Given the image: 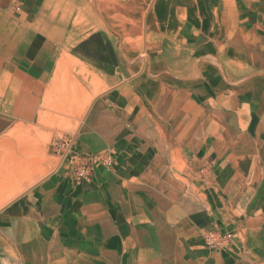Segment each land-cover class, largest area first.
<instances>
[{"label": "crops", "instance_id": "crops-1", "mask_svg": "<svg viewBox=\"0 0 264 264\" xmlns=\"http://www.w3.org/2000/svg\"><path fill=\"white\" fill-rule=\"evenodd\" d=\"M87 1L0 0V85L4 84V73L11 85L10 90L14 92V112L10 114V119L54 124L39 121L36 108L45 94L55 96L57 93L59 102L53 99L48 101V111L60 123L78 124L80 116L86 114L95 96L94 90L98 92L106 87L95 83L86 86L70 80L78 78L80 67L90 68L107 85L121 80V53L106 34L110 29L79 28L76 26L77 20L72 19L71 15L66 16L68 9L77 10L83 4L87 5ZM171 3L172 0L156 1L161 7V24L169 17L171 6L175 8ZM216 5L222 13H232L231 26L234 30L236 28L237 43L239 34L245 36L251 33L253 42L264 44V0H218ZM167 8L168 14L163 18L162 12H166ZM176 9L174 13L170 12V19L166 23L172 25L176 22L180 28L176 36H179L181 27L194 19H190L185 11L187 9L179 4ZM58 10H62L59 17V12L55 14ZM213 63L218 65L216 61ZM182 70L176 74L167 69V80L156 81L151 84L152 89L145 91L157 117L164 116L174 124L177 120L185 145L192 146L193 138H200L201 143L207 147L209 145L211 150L216 149L226 155H229L228 148L236 154L252 146L255 142L248 141L242 147L235 148L236 143L231 137L225 140L220 134L210 136L208 140L205 138L201 117L208 112L207 107L222 110L221 94L216 90L211 92L214 102L210 106L200 99L193 101L191 93L185 90L177 95L169 94L173 87L168 80L177 78L185 82L183 73L187 69ZM213 75L214 72L211 77L216 82L217 76ZM18 79L23 83L20 84ZM54 79L60 83L53 82ZM256 83L260 86V97L254 99L263 104L264 74L250 77L247 86L252 87ZM192 87L196 86L192 83ZM123 99L124 102L118 104L120 113L115 114L121 123L127 122L121 109L127 107L128 101L127 98ZM20 106L28 111L22 113ZM103 106V100L95 102L81 128L82 139H99V142H84L87 145L93 143L92 148L116 144L115 138H120L117 135L126 130L122 125L118 134L114 133L112 121L101 119L104 116ZM140 111L151 119L146 108L142 106ZM18 113L22 117L19 118ZM112 117L116 119V116ZM94 121L103 123L100 127L104 134L95 129ZM176 127L174 125L172 129ZM259 128L258 141L261 133H264V129ZM2 134L4 132L0 130ZM216 140L222 147L225 143L229 147L222 148L221 152V146L214 144ZM115 149L107 165L96 167L87 180L74 183L69 179L50 176L16 199H9V204L0 209V264H154L159 256L157 252H161L164 264H169L173 259L177 264H186L187 261L189 264H264V227H258L256 221H248L247 226L241 227L246 242L239 243L235 239L231 252L200 249L197 247L201 243L196 238V231L207 224L212 213L202 214L196 223H192L185 219L186 212L178 211L176 214L175 209L169 212L155 209L144 192L145 186L151 182L148 181L150 174L146 168L151 154L149 146L142 148L117 142ZM240 159L246 163V158ZM3 168H0V172L9 171V163L6 162ZM162 184L157 180L158 189ZM160 192V200L170 199L167 190L160 189ZM258 197L254 202L261 203L264 208V195ZM239 231L235 233L241 234ZM174 234L177 236L174 237ZM185 234L186 238L183 237ZM237 250L242 253L237 254ZM167 251L175 253L171 256Z\"/></svg>", "mask_w": 264, "mask_h": 264}, {"label": "rangeland", "instance_id": "rangeland-1", "mask_svg": "<svg viewBox=\"0 0 264 264\" xmlns=\"http://www.w3.org/2000/svg\"><path fill=\"white\" fill-rule=\"evenodd\" d=\"M156 1L88 0L87 5L83 4L77 10L68 9L66 16L71 15L72 19L77 20L76 26L79 28L110 29L106 34L110 36L116 49H120L122 62L121 80L111 85H107L99 75L93 74L90 68L80 67L78 78L70 79L86 86L92 83L106 86L98 92L94 90L95 96L90 101L86 114L80 116L78 124L60 123L48 111V101L53 99L59 102L57 93L55 96L45 94L36 108L39 121L46 120L55 125L34 122L35 120L26 122L23 119H10V114L14 112V92L10 90L11 85L3 73L4 84L0 85V130L4 134L0 135V168L4 170L3 166L8 162L9 171L0 172V209L9 204V199H16L50 176L69 179L74 183L89 179L96 167L107 165L116 152L117 142L120 145L132 144L142 148L149 146L151 154L146 168L150 174L148 181L151 182L145 186L144 192L151 205L160 211L175 209L176 214L178 211L186 212L185 219L192 223L197 222L198 216L212 213L207 224L196 231V238L201 243L197 247L208 251L231 252L234 249L232 241L236 239L239 243L246 242V235L241 233V227L247 226L248 221H256L258 227H264V208L261 203L254 202L258 200V196L264 195V133H261L259 141V130H254L257 131L254 135V131L243 134L241 141L248 142L253 138L255 143L251 140L252 146L236 154L228 148V143L223 147L219 143L221 152L222 148H228L229 155H226L216 149L211 150L209 145L207 147L201 143L200 138H193L192 146L185 145L179 133L178 121L174 124L164 116L157 117L145 91L152 89L151 84L156 81L165 82L167 69L176 74L187 69L183 73L185 82L177 78L168 80L173 87H170L169 94L177 95L185 90L191 93L193 101L200 99L210 106L214 102L211 92L219 91L223 105L222 110L217 111L218 114L214 117L215 126L223 139L231 137L233 140L235 135H227L237 134L240 127L226 105L227 98L222 96L228 95L232 89L244 86L242 88L248 90L244 104L248 106L250 113L259 118L258 126L264 129V115L260 107L262 104L254 99L260 95L259 83L247 86L250 77L264 74V44L253 42L254 36L251 33L244 34L245 36L239 34L237 43L236 28L234 30L231 26L232 13H222L216 5L218 0H190L192 8L189 9L193 10L190 14L185 11L190 19L192 15L194 21L186 22L181 27L179 36H176V22L168 25L166 21L170 19V12L177 8V0H172L171 4L175 8L171 6L169 17L165 18L168 8L166 12H162L166 20L163 24L161 7ZM179 5L182 7L181 3ZM62 10L55 14L59 12V17ZM213 60L218 63L217 66ZM213 72L217 76L216 82L211 77ZM15 79L17 81L16 77ZM18 82L23 83L20 79ZM53 82L60 83L55 79ZM192 83L196 87H192ZM117 88L120 89L116 92ZM123 98L128 101L127 107L121 109L127 122L121 123L115 114L120 113L118 104L120 101L124 102ZM98 100H103L104 104V116L101 119L112 121L114 133L118 134L122 125L126 130L117 135L120 138H115L116 144L92 148L90 146L93 143L87 145L84 142H99V139H82L81 128ZM142 106L150 112L151 119L140 111ZM20 109L22 113L28 111L21 106ZM211 109L207 107L208 112L201 117L202 126L205 124L204 115L212 116ZM127 110L138 111L128 113ZM18 114L19 118L22 117L21 113ZM112 116H116V119ZM94 119L97 120L98 117L95 116ZM96 122L93 123L95 129L104 134L100 127L103 123ZM174 125L177 126L176 129H172ZM55 133L56 136L51 135ZM240 158H246V163ZM157 180L163 182L159 189ZM160 189L167 190L169 200H160ZM184 228L186 231V225ZM238 229L241 234L235 233ZM226 235L229 238L223 240L222 237ZM183 237L186 238V234ZM236 252L239 255L242 253L241 250ZM174 253L167 251L171 256ZM157 254L159 256L154 264H164L161 252ZM169 264L177 262L173 259Z\"/></svg>", "mask_w": 264, "mask_h": 264}, {"label": "bare ground", "instance_id": "bare-ground-1", "mask_svg": "<svg viewBox=\"0 0 264 264\" xmlns=\"http://www.w3.org/2000/svg\"><path fill=\"white\" fill-rule=\"evenodd\" d=\"M162 1V0H161ZM194 2V1H193ZM162 3V2H161ZM177 3H181L182 5V8H185L187 9L188 11V14L191 13V10L193 9H189L190 7L192 8L191 6V3H190V0H177ZM205 6V5H204ZM208 9V8H207ZM208 14V13H207ZM154 18V17H153ZM192 15H191V19H192ZM200 24V23H199ZM173 25V24H172ZM201 27L203 25H200ZM176 27V26H175ZM180 31V28L178 29ZM193 30V29H192ZM142 32V31H141ZM141 36V35H140ZM182 36V35H181ZM198 37V36H197ZM197 40V39H196ZM167 44V43H166ZM168 46V45H167ZM215 62V61H213ZM153 71V70H152ZM165 76V75H164ZM250 80V78H249ZM248 90L247 89H244V88H238L236 90H231L229 93H230V96H228L227 98V102H226V105L227 107L232 111V117L235 118L237 124L239 125L240 127V131L237 132V134H229L227 136H230V135H235V138H233V140L235 141V145L234 147L235 148H238L237 146H240L242 147L243 145H245V142L244 141H241L240 138L243 134H246L249 133V132H253L254 130H259L260 128L258 127L257 123H258V120L259 118H256L255 115H253L252 113H250L249 111V108L247 105L244 104V100L246 98V94H247ZM251 92V91H250ZM221 98V97H220ZM153 104V103H152ZM76 106V105H75ZM78 106V105H77ZM84 107V106H83ZM255 107V105H254ZM262 107V113L264 115V106L263 104L260 106ZM79 108V107H78ZM81 108V107H80ZM58 109V108H56ZM252 110V109H251ZM257 110V109H256ZM211 115L212 116H205L204 115V122L205 124H203V128H204V131H205V134H206V137L207 140L210 139L211 137L210 136H216L218 134V130L216 128V123L214 121V117L217 116V111L211 109ZM260 111V112H261ZM254 112V111H253ZM77 113V112H76ZM164 114V113H163ZM203 114V113H202ZM78 115V114H77ZM75 118V117H73ZM167 119V118H166ZM261 119V118H260ZM65 120V119H64ZM66 121V120H65ZM64 121V122H65ZM255 121V122H254ZM86 129V128H85ZM257 131H254L253 132V135L254 133H256ZM252 135V134H251ZM217 137V136H216ZM215 138V137H214ZM253 140V138L251 139ZM250 140V141H251ZM34 142V141H33ZM254 142V140H253ZM186 143V142H185ZM29 144V143H28ZM189 144V143H188ZM208 144V143H207ZM217 147H220L219 145V142H217V140L215 141L214 143ZM187 145V144H186ZM193 145V144H192ZM231 150V149H230ZM27 172V171H26ZM35 172V171H34ZM27 174V173H26ZM26 176V175H25ZM4 177V176H2ZM1 177V178H2ZM22 181V179H21ZM1 182V181H0ZM8 181H6L7 183ZM12 182V181H11ZM10 184V183H9ZM13 187V186H12ZM12 189V188H11Z\"/></svg>", "mask_w": 264, "mask_h": 264}, {"label": "built area", "instance_id": "built-area-1", "mask_svg": "<svg viewBox=\"0 0 264 264\" xmlns=\"http://www.w3.org/2000/svg\"><path fill=\"white\" fill-rule=\"evenodd\" d=\"M222 238H223V240H226L229 238V235L223 236Z\"/></svg>", "mask_w": 264, "mask_h": 264}]
</instances>
